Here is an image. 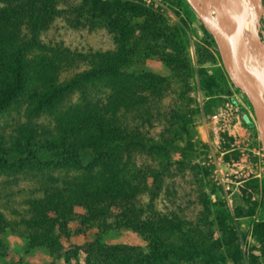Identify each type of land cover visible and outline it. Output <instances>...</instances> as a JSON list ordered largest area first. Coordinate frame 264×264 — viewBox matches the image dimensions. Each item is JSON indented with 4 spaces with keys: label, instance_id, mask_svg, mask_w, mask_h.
Returning <instances> with one entry per match:
<instances>
[{
    "label": "rangeland",
    "instance_id": "1",
    "mask_svg": "<svg viewBox=\"0 0 264 264\" xmlns=\"http://www.w3.org/2000/svg\"><path fill=\"white\" fill-rule=\"evenodd\" d=\"M92 1L119 2L123 12L118 15L122 16L113 22L109 15L96 11ZM186 2L0 0V8L10 7L15 15V32L34 43L26 51L28 66L52 52L54 60L61 58L62 64L83 70L91 61L101 62L99 54H107L105 63L114 65L115 58L122 67L125 89L157 79L163 98L155 101L162 106L153 107L152 118L146 117L143 123V108L137 110L134 120L126 104L128 97L120 116L128 127L134 122L143 127L145 134L138 137L141 142L149 145L142 139L157 137L164 130H169L166 137L171 140L165 152L137 149L124 153L129 175H146L148 191L141 192L135 183L128 194L131 199H120L119 206L111 202L105 214L98 213L88 224L83 223L84 208L67 206V232L54 229L60 248L53 254L45 247H32L33 238L28 234L21 237L7 230V253L0 256V264H100L110 253L114 254L111 264H116L128 249L148 253L150 239L121 214L132 206L165 215L175 242L197 243L209 252L208 257L174 264H264V148L258 119L244 92L226 79L215 40L205 31L196 7ZM44 15L48 19L45 25L32 27ZM255 30L264 43V7ZM68 50L76 54L71 59L63 55ZM116 80L110 78L106 83L109 90L117 87ZM28 82L0 110V133L5 134L6 142L20 123L53 124L50 110L28 119ZM125 92L128 96L131 90ZM78 95V91L71 93L73 99ZM143 98L136 99L138 105L142 106ZM56 171L54 180L62 175ZM32 173H0V213L19 224L17 228L37 220L33 219L36 214L55 216L51 210L30 207V200H41L47 206L45 200L52 195L39 190L44 174ZM166 224L157 218L154 222L159 231Z\"/></svg>",
    "mask_w": 264,
    "mask_h": 264
},
{
    "label": "trees",
    "instance_id": "2",
    "mask_svg": "<svg viewBox=\"0 0 264 264\" xmlns=\"http://www.w3.org/2000/svg\"><path fill=\"white\" fill-rule=\"evenodd\" d=\"M182 1L187 4L186 0ZM39 2L42 3L43 0ZM92 3L96 11L109 15L113 22H117L118 16H122L118 15L123 12L119 2ZM262 3L264 7V0ZM10 10V7L0 8V110L14 100L23 83L29 80L31 89L26 98L28 119L50 110L53 124L30 120L28 123H20L13 128L10 142H6L5 134L0 133V173L22 170L29 174L34 172L38 176L44 174L39 179V190L52 194L51 199L45 200L47 206H43L41 200H30L29 205L33 210H51L55 216L53 218L46 214H36L33 219L38 217L37 220L22 229L17 228L19 224L17 226L16 222H10L0 213V256L5 257L7 253L4 240L7 230L21 237L28 234L33 238L32 247H45L47 252L53 254L60 248L54 229L67 232L64 218L67 206L84 208L86 215L83 223L88 224L97 218L98 213L105 214L104 211L111 202L119 206L120 199H131L128 194L135 183L141 192L148 191V181L144 178L146 175H142V178L129 175L130 167L128 168L129 164L123 158L124 153L137 149L165 152L171 146V140L166 137L169 130H164L157 137H143L142 140L150 142L149 145L141 142L138 137L145 134L143 127L135 122L128 127L120 116V111L127 104L134 120L137 110L143 108V123L147 122L146 117L151 119L153 107L162 106L155 101L163 98L157 79L148 84L129 87L131 93L126 96L125 91L128 89H125L121 78L123 69L115 58L114 65L105 63L103 60L107 59V54H99L98 58L103 60L97 64L91 61L83 70L71 63L62 64L64 62L61 58L54 60L52 52L43 56L41 61L39 59L28 66L26 51L34 43L23 40L15 32L18 22ZM47 21L46 15L36 18L32 27L45 25L44 22ZM205 31L209 33L206 28ZM33 35L36 38L35 33ZM209 36L214 42L210 33ZM64 54L66 59L76 55L70 50ZM217 54L222 63L218 50ZM71 70L73 72L70 76H62ZM110 78L117 79V87L109 90L106 83ZM226 79L231 83L227 75ZM74 91L79 93L76 99L71 96ZM144 95L147 99L143 98ZM126 97L129 103L125 101ZM140 97L143 98L142 106L137 102ZM56 170L65 176L59 175L54 180L53 173H57ZM128 209L130 211L127 213L121 212L123 218L131 223L135 222L151 244L148 253L128 249V254L116 264H174L176 261L191 262L209 256L206 247L197 243L175 242L168 225L170 221L165 215L148 214L143 208L139 211L134 206ZM156 218L167 223L160 231V226L154 225ZM113 255L110 253L104 257L100 264H111Z\"/></svg>",
    "mask_w": 264,
    "mask_h": 264
},
{
    "label": "water",
    "instance_id": "3",
    "mask_svg": "<svg viewBox=\"0 0 264 264\" xmlns=\"http://www.w3.org/2000/svg\"><path fill=\"white\" fill-rule=\"evenodd\" d=\"M194 6L209 9L217 14L224 27L221 40L215 42L225 69L233 86L244 92L252 105L254 114L258 119L260 137L264 148V91L252 77V72L261 62L251 68L245 64L243 44L246 35V27L243 23L245 13L255 0H188ZM205 25V23H204ZM206 29L208 27L205 25ZM210 32V30L208 29ZM257 39L256 44L264 50V43L260 41L254 28ZM261 123V124H260Z\"/></svg>",
    "mask_w": 264,
    "mask_h": 264
},
{
    "label": "bare ground",
    "instance_id": "4",
    "mask_svg": "<svg viewBox=\"0 0 264 264\" xmlns=\"http://www.w3.org/2000/svg\"><path fill=\"white\" fill-rule=\"evenodd\" d=\"M195 7L203 23H205V25L210 30L213 38L219 42L224 31V27L221 24V19L215 12L209 9L200 6ZM262 11L263 5L261 0H255L247 9L243 20V23L247 29L243 44V53L245 64L248 68L264 62V50L256 44L257 40L253 37L256 20L259 18V15ZM252 77L264 91V64L252 72ZM261 128L264 131V126L262 124Z\"/></svg>",
    "mask_w": 264,
    "mask_h": 264
}]
</instances>
